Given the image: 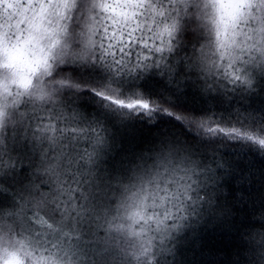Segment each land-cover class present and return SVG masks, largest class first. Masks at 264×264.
<instances>
[{"label": "trees", "instance_id": "trees-1", "mask_svg": "<svg viewBox=\"0 0 264 264\" xmlns=\"http://www.w3.org/2000/svg\"><path fill=\"white\" fill-rule=\"evenodd\" d=\"M197 2L154 0L168 40L111 57L91 0H74L47 68L0 86V232L53 212L35 204L140 200L161 230L122 233L95 264H264V53L239 52L245 35L218 51Z\"/></svg>", "mask_w": 264, "mask_h": 264}, {"label": "rangeland", "instance_id": "rangeland-1", "mask_svg": "<svg viewBox=\"0 0 264 264\" xmlns=\"http://www.w3.org/2000/svg\"><path fill=\"white\" fill-rule=\"evenodd\" d=\"M73 1L0 0L3 14L0 67L8 69L1 76L0 86H29L32 82L30 73L47 68L49 59L54 57L63 42L65 20L72 11ZM153 1L91 0V10L97 15L93 16V22L100 28L102 44L111 57L117 55L118 48L137 41L140 35L139 43L144 46H151L154 41L151 37L160 43L168 40L170 28L163 22L169 24L170 10L168 7L149 10ZM194 1L187 0L188 4ZM197 1V13L206 17V25H210L219 37L215 39L218 51L221 52L219 47L222 44L233 45V41L237 43L241 40L239 36L245 35L241 37L243 43L246 40L252 44L241 45L239 52L264 53V0ZM149 11H153L151 18ZM35 205L48 213L53 212L45 216L32 211L25 220H20V227L16 226L12 233L0 232V264H95V253L111 248L113 254L110 243L122 233L139 235L161 230L157 212L148 213V207L140 200L119 206L109 215L101 204L96 205L94 210L98 216L91 214L89 206L79 211V216L71 204ZM56 212H60L58 217ZM64 214H74V217L63 218ZM64 222L74 233L62 225ZM55 225L64 227L60 228V233L69 235L71 242L58 243L59 235L54 233L59 232ZM101 238H107V241H100Z\"/></svg>", "mask_w": 264, "mask_h": 264}]
</instances>
